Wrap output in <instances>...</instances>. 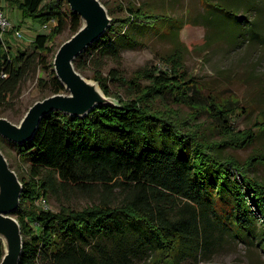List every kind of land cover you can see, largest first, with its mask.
Returning a JSON list of instances; mask_svg holds the SVG:
<instances>
[{
    "label": "trees",
    "instance_id": "16d2710c",
    "mask_svg": "<svg viewBox=\"0 0 264 264\" xmlns=\"http://www.w3.org/2000/svg\"><path fill=\"white\" fill-rule=\"evenodd\" d=\"M261 1L200 0L222 11L239 12L241 27L224 19L215 31L206 6L190 22L203 25L214 41L264 49V20L253 24L264 17L263 8L254 7ZM8 4L42 26L55 25L48 34L35 37L34 47L15 54L0 37V117L12 108L30 73L47 71L51 95L66 93L53 71V40L66 29L73 35L81 26L65 0H8ZM107 9L110 27L74 65L82 75L90 74L116 104L96 105L84 117L48 114L23 145L0 137L3 153L6 143L24 163L18 172L8 161L23 185L14 214L23 237L19 264H132L142 254L175 264L181 255L207 243L214 227L244 243L257 241L264 253V180L252 172L264 165V151L254 150L245 162L222 152L255 144L252 130L264 133V118L252 129L234 131L231 117L234 109L242 108H235V101L219 103L217 95L200 94L197 82L186 73L180 43L171 56L161 59L166 68L153 65L129 79L118 69L104 75L103 60H120L122 49L133 40L128 33L138 22L152 32L166 27L162 34L176 38L173 31L180 29L178 19L156 14L147 5L128 2L120 7L121 18ZM220 34L227 36L220 41ZM142 79L148 85H141ZM167 98L175 105L198 106L197 114L211 117L221 139L206 141L187 119L167 110ZM98 190L100 199L79 209L63 202L57 210L48 208L59 191L84 195ZM2 256L0 241V261Z\"/></svg>",
    "mask_w": 264,
    "mask_h": 264
},
{
    "label": "rangeland",
    "instance_id": "374dc122",
    "mask_svg": "<svg viewBox=\"0 0 264 264\" xmlns=\"http://www.w3.org/2000/svg\"><path fill=\"white\" fill-rule=\"evenodd\" d=\"M107 8L112 10V16L121 18L124 11L120 10L128 2H134L138 7L147 5L156 14L167 16L170 19H178L176 25L180 27L174 30L177 38L172 35H163L162 32H152L147 24L133 26L135 30L129 31V36L133 38L131 44L124 46L119 61L104 59V75L111 69L118 71L127 79L131 78L135 72L144 70V68L156 65L160 68H166L162 58L173 54L177 43L182 45V60L188 76H191L197 82L200 94L204 97L217 95V100L221 102H233L234 107H241L240 111L234 109L231 117L234 131H245L253 128L256 121H262L264 118V49L259 45H242L231 47L217 40L208 38V31L203 25H195L190 22V18L197 17L203 12L202 9L207 7L211 13L209 19L212 20L211 27L218 31L223 24L224 19L231 20L233 27L242 26L238 18L237 11H224L216 8V4H201L200 0H102ZM244 2L245 0H240ZM0 6L3 9L5 17L9 20L11 28L22 34L21 38H16L13 34L5 33L2 37L6 47L10 48L11 53L15 54L18 50H26L34 47V39L39 34H48L50 27L44 28L41 22L28 16H22L21 12L12 8L8 0H1ZM206 6V7H204ZM258 9L263 8L264 0L256 2ZM240 20V21H239ZM264 17L258 18L253 24H257ZM246 21V20H245ZM221 24V25H220ZM52 27V26H51ZM17 28V29H16ZM167 31V29H165ZM215 31H209L210 34ZM220 34V41L227 35ZM71 37L70 32L66 29L61 35L53 40L56 50L66 40ZM217 37V36H216ZM219 37V36H218ZM86 78L90 81V74L85 73ZM42 79L39 83L38 78ZM141 85H148V81L142 79ZM50 81L47 71H36L30 73L21 82L16 99L11 103L12 108L5 112L7 117L14 124H18L28 109L38 101L51 96ZM113 87V86H112ZM116 90V89H115ZM123 92V91H122ZM125 92V91H124ZM124 92L122 93L124 96ZM209 93V94H208ZM169 109L179 114L182 119H187L189 126L198 128L200 136L206 141H218L221 139V133L215 131L213 120L207 113L197 114L193 107L175 105L171 99L164 100ZM158 107L164 111L162 104ZM255 131V144L245 149L223 148V155H234L239 161L245 162L253 151H264V133L260 134ZM4 153L9 162L18 172L24 170V163L17 158V155L8 144L4 143ZM253 174L258 180H264V165H258L252 169ZM102 193L92 191L90 194L81 195L79 193L57 192L48 205V208L58 209L59 203L69 204L74 208H81L86 204L97 202ZM208 242L190 252L181 255L175 264H264V253L257 245V241L244 243L240 239L234 238L225 230H219L218 227L210 228ZM132 264H165L162 261L156 262L150 254H142L133 260Z\"/></svg>",
    "mask_w": 264,
    "mask_h": 264
},
{
    "label": "water",
    "instance_id": "95a60500",
    "mask_svg": "<svg viewBox=\"0 0 264 264\" xmlns=\"http://www.w3.org/2000/svg\"><path fill=\"white\" fill-rule=\"evenodd\" d=\"M70 11L81 19L80 28L56 50L53 71L66 93L48 96L35 102L18 124L0 117V137L15 145H23L35 135L41 120L48 114L61 112L84 117L96 105L114 106L99 84L76 70L74 62L110 27L112 18L100 0H65ZM23 185L0 148V241L3 256L0 264H19L23 237L14 216L19 207Z\"/></svg>",
    "mask_w": 264,
    "mask_h": 264
},
{
    "label": "built area",
    "instance_id": "2783aa9c",
    "mask_svg": "<svg viewBox=\"0 0 264 264\" xmlns=\"http://www.w3.org/2000/svg\"><path fill=\"white\" fill-rule=\"evenodd\" d=\"M55 25L54 22L50 23L49 25L43 26L44 28H51V26ZM11 24L9 20L5 17L2 7L0 6V37L2 38L5 33H7L9 30H11ZM14 36L16 38H21L22 34L19 31L14 32Z\"/></svg>",
    "mask_w": 264,
    "mask_h": 264
},
{
    "label": "crops",
    "instance_id": "0c3cea01",
    "mask_svg": "<svg viewBox=\"0 0 264 264\" xmlns=\"http://www.w3.org/2000/svg\"><path fill=\"white\" fill-rule=\"evenodd\" d=\"M13 8V7H12Z\"/></svg>",
    "mask_w": 264,
    "mask_h": 264
}]
</instances>
